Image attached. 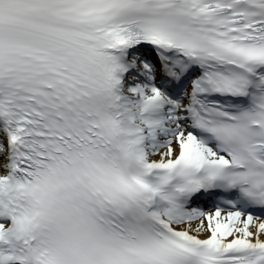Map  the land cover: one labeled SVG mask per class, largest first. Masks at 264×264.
Returning a JSON list of instances; mask_svg holds the SVG:
<instances>
[{"label": "snow or ice", "instance_id": "obj_1", "mask_svg": "<svg viewBox=\"0 0 264 264\" xmlns=\"http://www.w3.org/2000/svg\"><path fill=\"white\" fill-rule=\"evenodd\" d=\"M0 264H264V0H0Z\"/></svg>", "mask_w": 264, "mask_h": 264}]
</instances>
